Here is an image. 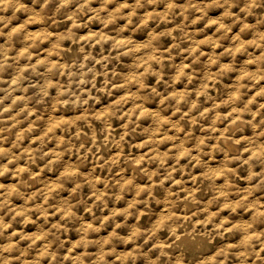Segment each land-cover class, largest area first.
<instances>
[{"label":"clouds","instance_id":"obj_1","mask_svg":"<svg viewBox=\"0 0 264 264\" xmlns=\"http://www.w3.org/2000/svg\"><path fill=\"white\" fill-rule=\"evenodd\" d=\"M0 264H264V0H0Z\"/></svg>","mask_w":264,"mask_h":264}]
</instances>
